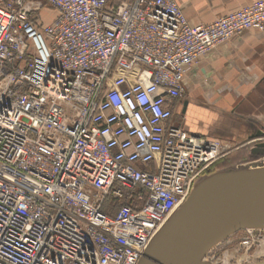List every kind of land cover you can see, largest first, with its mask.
<instances>
[{
	"label": "built area",
	"instance_id": "2783aa9c",
	"mask_svg": "<svg viewBox=\"0 0 264 264\" xmlns=\"http://www.w3.org/2000/svg\"><path fill=\"white\" fill-rule=\"evenodd\" d=\"M114 2L0 0V264H138L224 157L174 111L202 57L264 32V0L208 24Z\"/></svg>",
	"mask_w": 264,
	"mask_h": 264
},
{
	"label": "crops",
	"instance_id": "0c3cea01",
	"mask_svg": "<svg viewBox=\"0 0 264 264\" xmlns=\"http://www.w3.org/2000/svg\"><path fill=\"white\" fill-rule=\"evenodd\" d=\"M177 1L192 24H208L254 0ZM184 86L173 121L219 141L224 157L216 164H245L243 149L264 144V32L250 29L218 45L189 69Z\"/></svg>",
	"mask_w": 264,
	"mask_h": 264
},
{
	"label": "water",
	"instance_id": "95a60500",
	"mask_svg": "<svg viewBox=\"0 0 264 264\" xmlns=\"http://www.w3.org/2000/svg\"><path fill=\"white\" fill-rule=\"evenodd\" d=\"M263 150L264 144L254 156ZM258 161L200 177L138 264H217L205 259L215 245L241 230L263 229L264 166Z\"/></svg>",
	"mask_w": 264,
	"mask_h": 264
},
{
	"label": "rangeland",
	"instance_id": "374dc122",
	"mask_svg": "<svg viewBox=\"0 0 264 264\" xmlns=\"http://www.w3.org/2000/svg\"><path fill=\"white\" fill-rule=\"evenodd\" d=\"M53 13L54 10L45 8L42 11V21H49V17ZM179 113L182 114V110ZM258 160H264V150L252 159V161ZM219 164H222V161L218 162L214 168L208 170L204 175L208 177L218 171ZM245 241L249 243L245 244ZM205 259L217 264H264V228L241 230L230 235L227 239L215 245L207 253Z\"/></svg>",
	"mask_w": 264,
	"mask_h": 264
},
{
	"label": "flooded vegetation",
	"instance_id": "af4514ba",
	"mask_svg": "<svg viewBox=\"0 0 264 264\" xmlns=\"http://www.w3.org/2000/svg\"><path fill=\"white\" fill-rule=\"evenodd\" d=\"M260 143H262V141L261 142H256L255 144H252V145H248V146L245 147V149H243V151H242V152H244V160L243 161H245L247 163V161L249 162V161H252V159H254L253 151H254V149L258 148V146H259L258 144H260ZM243 147H241V148H243ZM241 148H238L236 150L238 151ZM260 148L261 147H259V149ZM236 150H234L233 152H231V154H235V151ZM215 165H216V163L212 164V166L209 168V170H211L212 168H214Z\"/></svg>",
	"mask_w": 264,
	"mask_h": 264
},
{
	"label": "trees",
	"instance_id": "16d2710c",
	"mask_svg": "<svg viewBox=\"0 0 264 264\" xmlns=\"http://www.w3.org/2000/svg\"><path fill=\"white\" fill-rule=\"evenodd\" d=\"M114 3H115V2H114ZM116 3H117V2H116ZM116 3H115V4H116ZM239 160H240V159H238L237 161H239ZM233 162H235V161H233ZM229 163H231V162H228V163H225V164H224V163H223V164H219L217 168L224 167L225 165H227V164H229Z\"/></svg>",
	"mask_w": 264,
	"mask_h": 264
},
{
	"label": "bare ground",
	"instance_id": "6f19581e",
	"mask_svg": "<svg viewBox=\"0 0 264 264\" xmlns=\"http://www.w3.org/2000/svg\"><path fill=\"white\" fill-rule=\"evenodd\" d=\"M257 166H264V160L259 161V163L257 164Z\"/></svg>",
	"mask_w": 264,
	"mask_h": 264
}]
</instances>
